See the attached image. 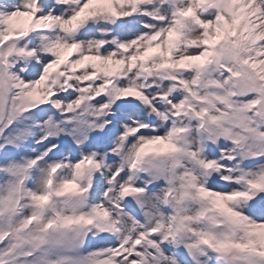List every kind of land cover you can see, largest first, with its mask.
Returning a JSON list of instances; mask_svg holds the SVG:
<instances>
[{"label": "snow or ice", "instance_id": "6c2138e0", "mask_svg": "<svg viewBox=\"0 0 264 264\" xmlns=\"http://www.w3.org/2000/svg\"><path fill=\"white\" fill-rule=\"evenodd\" d=\"M0 264H264V0H0Z\"/></svg>", "mask_w": 264, "mask_h": 264}]
</instances>
